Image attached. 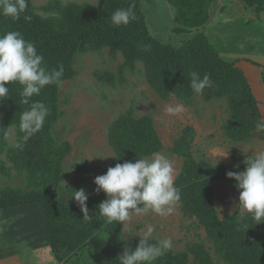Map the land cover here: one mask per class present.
<instances>
[{
  "label": "trees",
  "instance_id": "1",
  "mask_svg": "<svg viewBox=\"0 0 264 264\" xmlns=\"http://www.w3.org/2000/svg\"><path fill=\"white\" fill-rule=\"evenodd\" d=\"M165 1L174 10L173 31L179 34L183 30L203 29L215 0ZM242 2L253 8L256 16L264 13V0ZM128 8L132 9L134 19L127 25H113L112 13ZM39 10L41 15L28 0V8L20 19L13 20L0 14V35L19 31L26 40L36 44L48 70L63 67V81L75 75L72 59L76 54L109 48L113 55L122 54L126 68L133 69L137 63L143 64L150 86L162 99H167L171 94L188 104L196 96L205 102L226 99L229 118L223 124V130L231 141H264V133H257L254 129L257 120H263L261 103L255 97L243 70L236 66L240 61L235 59L228 62L221 58L202 32L177 48L163 44L147 34L138 0H98L95 5L64 4L60 0H51ZM24 16L31 19L25 20ZM192 71L199 72L201 77L209 74L213 87L206 88L202 95L194 93L190 87ZM97 78L103 79L98 75ZM262 81L264 83V67ZM7 87L8 96L0 100V152L6 153L12 167L8 168L0 160V176L12 178L11 170L22 174L24 188L0 187V210L39 205L44 215L45 240L59 262L65 264L70 259L73 261L80 251L90 249L96 251L98 264H119L118 257L125 247L134 249L139 239L125 240L120 222L108 223L99 214L98 205L106 199L103 191H94L96 185L92 182V193L86 201L90 219L83 218L77 202L66 206L54 200L63 178V159L71 151L69 143L65 141L56 145L52 138L53 125L61 116L59 86H45L39 95L30 98L29 104L22 103V85L19 82H10ZM32 101L43 102L49 114L40 130L25 139L26 133L20 128V116ZM11 128L16 133V144L8 147L6 139ZM190 136L191 129H185L172 148L174 154L183 158L181 170L174 180L181 197L178 203L182 211L195 217L197 225L204 229L217 263L202 243L195 242L182 252H167L153 264H190V256L195 264H264V222L255 224L249 218L246 222L248 229L245 230L237 223L239 208L221 218L217 215L212 202L211 183L230 179L226 173L232 170L213 166L209 162H195L187 148ZM107 137L115 156L109 167L149 157L163 149L152 118L146 115L135 120L131 110L121 114L111 124ZM88 170L85 164L82 168H74V172L81 175Z\"/></svg>",
  "mask_w": 264,
  "mask_h": 264
},
{
  "label": "rangeland",
  "instance_id": "2",
  "mask_svg": "<svg viewBox=\"0 0 264 264\" xmlns=\"http://www.w3.org/2000/svg\"><path fill=\"white\" fill-rule=\"evenodd\" d=\"M49 1L51 0H31V4L41 15L39 8ZM60 1L64 4L95 5L98 0ZM138 4L147 34L155 40L177 48L202 32L210 44L218 50L221 58L228 62L239 60L236 66L243 70L255 97L261 103L260 113L264 120L262 81L264 13L256 16L254 9L245 6L242 0H215L210 7L209 20L203 29L183 30L182 33L176 34L173 31L174 10L165 0H138ZM72 68L75 72L73 78L59 85L61 116L52 128V138L56 145L66 141L71 146L70 153L63 159L61 171L63 178L59 182L54 198L63 205L68 206L75 202L74 199H68L71 189L83 188L88 196L91 195L93 179L101 175L115 159L111 157L114 154L108 143V129L121 114L129 110L132 111L135 120L146 115L152 118L153 126L163 146L159 152L166 155L176 168L174 180L181 170L183 158L174 154L172 148L187 128L191 129L187 148L195 162H209L213 166H223L241 172L245 168L246 156L264 151V141L251 139L245 142H233L224 135L223 124L229 118L226 99L205 102L196 96L190 104L180 101L173 94L167 99H162L150 86L147 69L143 64L137 63L133 69L126 68L122 54L113 55L109 48L76 54L72 59ZM97 75L103 79L98 80ZM108 76L110 77L107 78ZM176 105L182 106L183 112L175 116L168 115L165 109ZM15 134L14 129L11 128L6 139L8 147L15 146ZM104 156L110 157L100 158ZM0 160L8 168L12 167L3 151L0 152ZM216 160L218 163L215 164ZM83 164L89 167L84 175L74 172L76 166L82 168ZM11 171L13 176L10 179L0 176V187L24 188L23 175ZM62 181L69 189L65 190L61 187ZM211 190L213 206L220 218L237 210L239 190L235 181L231 179L214 181L211 183ZM36 206L44 220L41 207ZM30 210L36 211L33 208L24 211ZM241 211L238 210L239 213ZM11 219L15 220L14 217ZM42 224L43 222L41 226ZM148 224L156 228L150 240L157 241L165 237L173 239L174 246L171 249L173 254L187 250L193 243L200 242L207 248L213 260L217 261L204 229L197 225L195 217L182 211L178 202L174 206V213L170 216L160 217L154 213L133 215L124 228L123 222H120L124 239L138 240ZM47 248L51 250L49 246ZM50 254L53 259L46 260L44 264H64L57 261L52 252ZM77 255L79 256L73 261L70 259L65 264H98L99 262L94 250L85 249ZM189 262L195 264L191 256Z\"/></svg>",
  "mask_w": 264,
  "mask_h": 264
},
{
  "label": "clouds",
  "instance_id": "3",
  "mask_svg": "<svg viewBox=\"0 0 264 264\" xmlns=\"http://www.w3.org/2000/svg\"><path fill=\"white\" fill-rule=\"evenodd\" d=\"M27 8L28 0H0V14L13 20L20 19ZM24 19L30 20L31 17L24 16ZM132 19L134 13L131 8L117 9L111 16V22L116 26L127 25ZM63 74L62 66L48 70L44 65V56L38 53L36 44L26 40L19 31H8L0 35V100L8 96L7 85L10 82H19L22 85V103L29 104L30 98L39 95L45 86L61 85ZM190 77V87L196 94L202 95L206 88L213 87L209 74L201 77L199 72L192 71ZM183 110L180 105L165 109L168 115L173 116ZM48 114L49 109L43 102H31L30 107L20 116V128L26 133L25 139L40 130ZM254 129L257 133H264V120H257ZM107 157L110 156L100 158ZM244 164L243 171H229L226 177L236 182L239 190L238 208L242 210L236 214L237 223L246 230L249 218L255 224L264 222V151L246 156ZM175 174L173 162L161 152L141 157L136 162L126 161L109 167L105 174L95 177L93 181L96 185L94 191H103L106 196L98 205L99 214L108 223L123 222V228L133 215H172L174 206L181 198L175 187ZM61 187L69 189L64 182ZM70 198L77 202L83 218L90 219L86 191L83 188L71 189L68 199ZM155 231L154 225H146L137 246L134 249L125 247L118 257L119 264H153L159 257L171 251L174 246L171 237L159 239L155 243L150 242Z\"/></svg>",
  "mask_w": 264,
  "mask_h": 264
},
{
  "label": "crops",
  "instance_id": "4",
  "mask_svg": "<svg viewBox=\"0 0 264 264\" xmlns=\"http://www.w3.org/2000/svg\"><path fill=\"white\" fill-rule=\"evenodd\" d=\"M36 205L0 210V264H44L53 259L43 224L41 226L43 218ZM28 208L36 211H24Z\"/></svg>",
  "mask_w": 264,
  "mask_h": 264
}]
</instances>
